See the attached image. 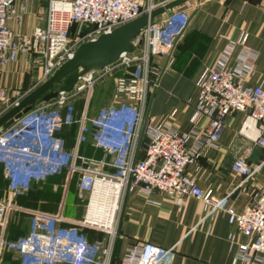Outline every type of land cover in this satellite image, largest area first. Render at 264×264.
<instances>
[{
    "label": "built area",
    "instance_id": "2783aa9c",
    "mask_svg": "<svg viewBox=\"0 0 264 264\" xmlns=\"http://www.w3.org/2000/svg\"><path fill=\"white\" fill-rule=\"evenodd\" d=\"M30 2L0 0V70L16 61L20 53L40 55L43 77L70 58L82 42L94 40L157 6L152 0H46L42 23L28 33L15 31L11 22L22 23ZM260 8L264 23V0ZM187 22L188 15L181 10L171 11L160 21L150 20L133 39L131 51L122 52L102 69L81 74L71 91H58L55 98L42 101L36 109L32 107L11 125L0 126V159L8 167L11 189L8 198L0 201V254L12 248L30 264L92 263L84 228L105 232L112 240L117 233L124 195L127 190L138 188L145 194L158 190L176 196L178 201L190 195L202 203L206 212L223 211L228 222L247 237L238 244L235 258L247 264H264V185L238 212L225 196L203 191L186 171L196 164L203 145H213L218 139L225 118L233 111L245 112L241 133L257 130L253 137H248L260 147L264 162V81L259 84L244 81L254 72L252 56L239 53L237 67L228 65L234 49L244 46L247 34L241 32L237 39L229 41L215 64L199 72L195 80L197 99L186 129L147 121L149 95L159 75L152 57L170 55ZM116 71L122 73L115 79V94L124 100L87 118V102L94 84ZM15 93L13 104L25 95ZM82 93L86 104L80 118L75 120L72 100ZM4 98L7 93L0 82V100ZM5 110H0V115ZM200 115L208 119L202 132L196 128ZM75 121L76 144L72 150H66L54 142L52 133L57 126ZM87 123L95 130V145L113 155L109 163L111 171L76 164L77 160H89L77 152ZM140 130L147 138L145 152L140 159L133 160ZM191 139L193 147L189 146ZM21 166L42 178L63 168L69 174L80 171L78 187L86 194V206L83 217L74 224L76 231L65 235L29 231L19 240L6 239L9 212L16 207L11 198L15 189L29 180L27 175L19 178L16 170ZM231 168L243 177L253 170L241 155L234 158ZM169 253L168 248L151 242H135L118 264H163ZM94 264H111L110 244L103 249L102 259Z\"/></svg>",
    "mask_w": 264,
    "mask_h": 264
},
{
    "label": "crops",
    "instance_id": "0c3cea01",
    "mask_svg": "<svg viewBox=\"0 0 264 264\" xmlns=\"http://www.w3.org/2000/svg\"><path fill=\"white\" fill-rule=\"evenodd\" d=\"M35 1L31 0V9ZM152 1L159 6L170 0ZM260 2L261 0H186L171 9L185 11L188 22L177 37L170 55L152 57L159 75L147 103L148 122L167 124L177 130L186 129L197 99L195 80L199 72L206 66H213L229 41L237 39L241 32L247 34L245 44L234 49L228 65L237 67L239 53L252 56L254 72L245 77L244 81L250 84L264 81V23ZM166 15V12H162L151 20L160 21ZM22 20L23 24L11 22V27L15 31H25L23 26L31 21V17L24 16ZM22 63H9L1 67L0 82L6 93L20 86L19 80L23 79ZM121 73L122 71L113 72L94 84L87 102V118H93L101 110L124 100L122 96L117 97L115 94V79ZM72 104L74 118L78 120L81 115L78 116L77 111L80 107L83 110L86 104L85 94L73 98ZM244 117V111L229 113L218 139L213 145H203L196 164L186 170L203 191L219 197L225 196L238 212L244 210L253 193L264 185L263 154L260 147L248 137H253L257 130L241 133L239 129ZM207 122V117L200 115L196 120V128L202 132L207 127ZM77 132L76 121L61 124L54 129L52 139L64 149L72 150L76 144ZM94 132L95 130L86 142H80L77 146L78 155L89 160L81 163V160H77L76 164L111 171L109 163L113 155L95 145ZM138 139L132 154L133 160L140 159L145 152L147 138L142 131ZM189 146H194L193 139ZM240 155L253 167L247 177L237 174L231 168L234 158ZM6 168L8 171V167ZM16 172L19 178L27 175L29 180L26 184L22 183L24 190L11 198L16 207L9 212L5 232L7 240H19L29 231L64 235L76 231L74 224L83 217L86 206V194L78 187L80 171L69 174L63 168L44 178L34 176L22 166ZM6 174V188H0V201L10 195L6 190L10 182L9 171ZM83 231L91 247L92 263L87 264L100 261L103 249L109 244L111 264H118L121 256L135 242H151L168 248L170 253L163 264H247L244 260L235 258L238 244L245 242L247 237L237 230L235 224L228 222L223 211L206 212L202 203L190 195H185L178 201L176 196L158 190L149 194L138 188L127 190L117 233L112 240L100 230L84 228ZM0 264L30 263L22 259L17 250L6 248L0 254Z\"/></svg>",
    "mask_w": 264,
    "mask_h": 264
},
{
    "label": "water",
    "instance_id": "95a60500",
    "mask_svg": "<svg viewBox=\"0 0 264 264\" xmlns=\"http://www.w3.org/2000/svg\"><path fill=\"white\" fill-rule=\"evenodd\" d=\"M184 1L186 0H170L113 28L110 32L98 35L94 40L79 44L70 58L0 115V126L11 125L14 120L31 110L38 100L46 102L55 98L58 91H71L81 74L102 69L114 62L122 52L131 51L133 39L154 16L162 12L169 14L172 8Z\"/></svg>",
    "mask_w": 264,
    "mask_h": 264
},
{
    "label": "rangeland",
    "instance_id": "374dc122",
    "mask_svg": "<svg viewBox=\"0 0 264 264\" xmlns=\"http://www.w3.org/2000/svg\"><path fill=\"white\" fill-rule=\"evenodd\" d=\"M45 6H46V0H36L35 1L34 7L32 9L30 8L28 10V12L24 15V16L31 17V21L23 26V28L25 29V31H23V32H31L35 26L40 25L42 23V18L44 16ZM23 22H24V20L22 21L21 24H23ZM19 31H22V29ZM18 62L19 63L23 62L21 64V66H23L21 68V70L23 71V79L19 80L20 86L10 90L7 93L6 99L4 98V99L0 100V110H3L4 108H6V110H8L13 105V101H15V95H16L15 92H17L19 94H26L30 90H32L34 87H36L38 84H40L42 81H44L49 76L48 75L46 77H43L42 58L40 55L33 56L31 54L20 53L18 55L17 60L14 62H11L9 65L16 64ZM9 65H7V66H9ZM7 66H5V67H7ZM55 88H57V85H55ZM40 103H41V101H37L33 105V108L36 109L38 106L41 105ZM81 111H82V108L80 107L77 111L78 116L81 115V113H82ZM141 128H142V126H141ZM93 131L94 130H91L92 133H93ZM140 131H142V130H140ZM142 141H144V139H142ZM81 162H82V160L80 161V163ZM6 167L7 166H6L5 162L2 159H0V188L3 190L6 188V179H7L6 173L8 172ZM6 190H7V192H11L10 186H8V184H7ZM23 190H24V188H22V186L17 187L15 189V194H19ZM5 200H3V201H5Z\"/></svg>",
    "mask_w": 264,
    "mask_h": 264
},
{
    "label": "trees",
    "instance_id": "16d2710c",
    "mask_svg": "<svg viewBox=\"0 0 264 264\" xmlns=\"http://www.w3.org/2000/svg\"><path fill=\"white\" fill-rule=\"evenodd\" d=\"M91 130H92V127L89 124H87V130L83 133L84 138L81 142H86L88 140V137L90 136V134H92Z\"/></svg>",
    "mask_w": 264,
    "mask_h": 264
}]
</instances>
